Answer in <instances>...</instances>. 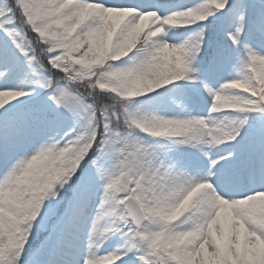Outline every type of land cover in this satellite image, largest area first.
I'll return each instance as SVG.
<instances>
[{"label": "snow or ice", "instance_id": "6c2138e0", "mask_svg": "<svg viewBox=\"0 0 264 264\" xmlns=\"http://www.w3.org/2000/svg\"><path fill=\"white\" fill-rule=\"evenodd\" d=\"M0 264H264V0H0Z\"/></svg>", "mask_w": 264, "mask_h": 264}]
</instances>
